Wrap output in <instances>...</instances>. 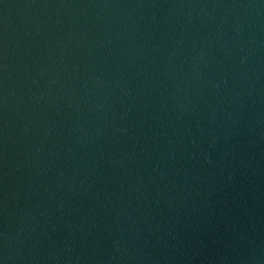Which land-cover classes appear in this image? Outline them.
<instances>
[{"label":"water","instance_id":"obj_1","mask_svg":"<svg viewBox=\"0 0 264 264\" xmlns=\"http://www.w3.org/2000/svg\"><path fill=\"white\" fill-rule=\"evenodd\" d=\"M0 264H264V0H0Z\"/></svg>","mask_w":264,"mask_h":264}]
</instances>
